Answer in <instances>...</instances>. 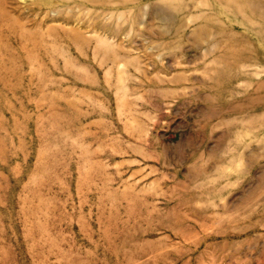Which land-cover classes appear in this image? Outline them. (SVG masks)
<instances>
[{"label": "rangeland", "instance_id": "1", "mask_svg": "<svg viewBox=\"0 0 264 264\" xmlns=\"http://www.w3.org/2000/svg\"><path fill=\"white\" fill-rule=\"evenodd\" d=\"M95 1L0 0V264H264V0Z\"/></svg>", "mask_w": 264, "mask_h": 264}, {"label": "bare ground", "instance_id": "2", "mask_svg": "<svg viewBox=\"0 0 264 264\" xmlns=\"http://www.w3.org/2000/svg\"><path fill=\"white\" fill-rule=\"evenodd\" d=\"M85 1L88 2V3H91V2L94 3V2H96L95 0H85ZM250 7H251L253 10H255V11H257V9H258V8H257V5H255V4H253V5L250 4ZM202 35H203L202 32H197V31L195 32V31H194V35H193V36H194L195 38H197V39H201Z\"/></svg>", "mask_w": 264, "mask_h": 264}]
</instances>
